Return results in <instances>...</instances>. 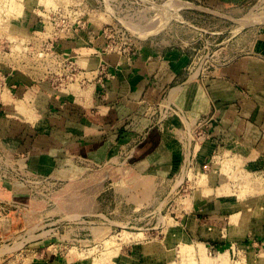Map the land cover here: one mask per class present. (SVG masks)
Wrapping results in <instances>:
<instances>
[{
    "label": "rangeland",
    "instance_id": "1",
    "mask_svg": "<svg viewBox=\"0 0 264 264\" xmlns=\"http://www.w3.org/2000/svg\"><path fill=\"white\" fill-rule=\"evenodd\" d=\"M174 1L189 6L175 10L171 7ZM209 1L0 0V18L5 19H0V264H118L120 255L129 259L126 264H144L145 246L158 242L167 248V264H183L182 254L167 257V253L184 241L193 243L190 249L195 251L197 264H208L203 248L210 256L209 264H223L220 254L224 253H219L223 241L200 239L192 227L196 210L192 199L199 190L196 177L200 171L209 175L215 170L216 154L199 160L196 146L206 140L208 119L202 116L188 130L184 108H196L205 101L208 80L222 68L243 58H262L257 48L264 23L246 27L243 20L264 11V0H251L240 7L223 2L209 5ZM12 2L23 6L18 21L10 12ZM151 27L161 28L144 39L143 31ZM146 49L188 58L182 82L188 92L168 107L165 103L152 110L153 119L165 129L178 154L179 168L170 178L155 182L147 205L134 201L142 197L136 191L139 176L124 170L128 164H96L68 156L56 158L55 165L48 160L40 165L33 157L35 138L24 143L22 137L32 135L18 132L17 126L5 129V120H18L7 109L13 104L8 99L17 100L18 87L9 78L16 81L24 73L35 83L49 81L53 87L70 91L89 81L78 58L106 55L133 62ZM8 133L23 142L19 149L3 141L1 134ZM202 148L205 152L208 147ZM37 149L44 150L42 146ZM230 158L238 165L236 158ZM240 168L234 167L238 173L232 179L225 175L216 181L232 185L231 195L240 200L256 196L251 190L257 192L256 184L264 183V173L244 166L249 186L240 180ZM189 169L194 178L185 175ZM172 228L179 230L181 243L170 238ZM133 234L142 236L134 238Z\"/></svg>",
    "mask_w": 264,
    "mask_h": 264
},
{
    "label": "crops",
    "instance_id": "2",
    "mask_svg": "<svg viewBox=\"0 0 264 264\" xmlns=\"http://www.w3.org/2000/svg\"><path fill=\"white\" fill-rule=\"evenodd\" d=\"M250 1L210 0L208 4L223 2L240 7ZM262 32L257 48L262 58L247 57L222 68L208 80L202 105L184 108L187 111H184L183 122L188 130L202 116L208 119L206 140L201 144L202 150L208 148L201 152L200 147L197 153L199 160L209 158L213 152L216 154L213 164L217 177L225 174L220 173L216 160H225L227 155L236 158L242 170L249 166L264 173V29ZM169 55H157L146 49L143 56L133 62L106 55L78 58L77 62L91 79L88 77V84L70 91L53 87L49 81L35 83L26 74L19 73L16 81L9 78V82L12 86L18 84L17 99L32 103L33 113L43 126L32 125L12 104L7 109L10 108V113L18 120H5V129L17 126L18 132L32 135L22 137L24 143L35 138L31 142L33 157L39 159L40 165L47 160L55 165L60 157L68 156L82 157L96 164L108 161L124 167L128 164L124 170L139 176L136 191L142 197L134 201L137 205H147L155 182L170 178L179 168V157L170 144L171 139L155 122L152 112L165 103L168 107L170 102L188 92L182 83L188 58ZM87 59H95L96 64L88 66ZM101 67L103 71H99ZM174 89L177 91L171 97ZM173 125L178 126L176 122ZM1 136L13 150L23 143L9 137V133ZM40 146L44 150L39 151ZM234 167H238L237 163ZM210 186L214 194L192 199L196 210L191 222L196 237L222 240L224 247L219 253L225 255L223 264H264V183L256 184L258 195L241 200L223 191L225 183L215 181ZM229 186L232 191V185ZM219 190L224 193L219 194ZM129 200L132 202V194ZM149 244L144 248L146 252L152 247L158 252L146 253L144 264L145 261L166 260V251L162 250L167 248L162 242ZM117 258L118 264L129 261L124 255Z\"/></svg>",
    "mask_w": 264,
    "mask_h": 264
},
{
    "label": "bare ground",
    "instance_id": "3",
    "mask_svg": "<svg viewBox=\"0 0 264 264\" xmlns=\"http://www.w3.org/2000/svg\"><path fill=\"white\" fill-rule=\"evenodd\" d=\"M21 1V0H20ZM30 1V0H29ZM48 1V0H47ZM53 1V0H52ZM14 2V1H13ZM13 2H12V4H11V6L9 5V7L11 8L10 9V12H12L13 13V16H14V19L16 20V21H18L19 20V18L22 16V14H23V6L20 4V3H17V2H15L14 4H13ZM2 3H3V1H2ZM2 3L0 4V5H2ZM41 3V2H40ZM261 3V2H260ZM9 4V3H8ZM58 5H59V3H57ZM5 4H3V6H4ZM41 5V4H40ZM51 5V4H50ZM25 6V5H24ZM151 6V5H150ZM187 6H189V3H185V2H181V1H174L173 3H172V5H171V7H175V10H181V9H184L185 7H187ZM261 6V5H260ZM4 9H5V7H3ZM48 8V7H47ZM57 8H58V6H57ZM262 8V7H261ZM8 9V8H7ZM6 9V10H7ZM53 9H56V8H53ZM257 9V8H256ZM155 10V9H154ZM158 10V9H157ZM156 10V11H157ZM5 11V10H4ZM9 11V10H8ZM203 11H204V9H203ZM258 11V10H257ZM260 11V10H259ZM3 12V11H2ZM206 12V11H205ZM7 15H8V13H6ZM179 14V13H178ZM11 15V14H10ZM9 15V16H10ZM93 15V14H92ZM91 15V16H92ZM97 15V14H96ZM99 15V14H98ZM106 15V14H105ZM220 15V14H219ZM12 16V15H11ZM177 16V15H176ZM6 17V16H5ZM93 17V16H92ZM91 17V18H92ZM95 17V16H94ZM223 17V16H222ZM107 18V17H106ZM244 18V17H243ZM1 19V18H0ZM2 19L3 20H5L3 17H2ZM2 19H1V21H2ZM96 19H97V17H96ZM101 19H102V17H101ZM91 20V19H90ZM105 21H106V19H105ZM109 22V21H108ZM95 23V22H94ZM101 23H103V22H101ZM260 23H264V11H260L259 13H256V14H251V16H248V17H246L244 20H243V24L244 25H246V27L247 26H249V25H255V24H260ZM237 24V23H236ZM99 25V24H98ZM148 26H150L149 24H148ZM238 26V25H237ZM1 27V26H0ZM163 27V26H162ZM143 28V27H142ZM161 27H151V28H146L144 31H143V33H142V35H143V38L144 39H147L149 36H152V35H155V34H157V33H159L158 31H159V29H160ZM1 29V28H0ZM140 30V29H139ZM13 39V38H12ZM90 58H93V57H90ZM87 62H86V64H88V66H90L91 64H96L95 63V59H87L86 60ZM78 63V62H77ZM94 72V71H93ZM86 73V72H85ZM92 75V74H91ZM84 77V76H83ZM79 82V81H78ZM76 86V85H75ZM78 86V85H77ZM76 86V87H77ZM72 87H74V86H72ZM75 87V89H77ZM78 91H81V90H78ZM177 90L176 89H174V90H172L171 91V94H170V96L172 97V96H174L175 95V92H176ZM8 94H10V93H8ZM177 94V93H176ZM9 96V95H8ZM10 97V96H9ZM13 97V96H12ZM6 98H4V100H5ZM168 99V98H167ZM10 100H12L11 102H13V104H14V108L16 109V111L17 112H19V113H21V114H23L25 117H26V119H28V121H30V123L32 124V125H34L35 127H40V126H43V122L41 121V120H39L38 119V117L33 113V110H32V108H33V105H32V103L30 102V101H28L27 99H17V100H13V99H8V101H10ZM171 104H172V102H171ZM187 125H188V127H190V125L187 123ZM200 147H201V145L200 144H197V146H196V153L198 152V150L200 149ZM235 159H232V158H230L229 156H227L226 158H225V160H223L222 162H220L219 163V165H216L217 167H219V170H220V172L222 173V174H225L226 176H231V179H232V175L234 176V175H236L238 172H234V166L235 165H233L234 164V161ZM214 167V166H213ZM238 168H240V165H239V163H238ZM186 176L188 175V176H193V174H191V170L189 169V170H187L186 171V174H185ZM239 175H240V180L241 181H246L247 182V180H248V178H249V173L248 172H245V171H243V170H241V168H240V172H239ZM193 178H194V176H193ZM230 178V177H229ZM251 178V177H250ZM218 179V177H217V172L216 171H213L211 174H209V175H207V174H205V173H203V172H201L200 171V173H199V176L198 177H196V184H198V188H199V190L195 193V198L196 199H200V198H203V197H205V196H210V195H212V194H214L215 193V191H214V189H213V187L212 186H210L209 184V182L210 181H212L213 183L216 181ZM238 184V183H237ZM247 184H248V182H247ZM214 185V184H213ZM242 186H241V188H242V190L243 191H248V187H246V186H243V184H241ZM249 186H250V183L248 184ZM145 187H147V184H145ZM259 187V186H258ZM235 189V188H234ZM259 190V189H258ZM225 193H228V194H230L231 193V190H230V186H228V185H225V187H224V190H223ZM251 191H253V193H258V191L257 192H255L254 190H251ZM251 191H249V192H251ZM219 194H223L222 193V191L220 192V191H217ZM235 192V191H234ZM252 193V192H251ZM240 195V194H239ZM258 195V194H257ZM241 196V195H240ZM251 196V195H250ZM247 198H248V196H247ZM258 201V200H257ZM257 206V205H256ZM250 209V208H249ZM253 211L254 210H256V209H254V208H251ZM250 209V210H251ZM262 209V208H261ZM243 211H244V209H242ZM262 211V210H261ZM245 216V215H244ZM237 218V217H236ZM239 223V222H238ZM167 225V224H166ZM240 225V224H239ZM179 226V225H178ZM178 226H176L177 228H178ZM205 226V225H204ZM211 226V225H210ZM167 227V226H166ZM177 228H172L171 229V236H170V238L172 239V240H175V241H180L179 243H181L182 242V237L180 236V234L178 233V231L179 230H177ZM169 229V228H168ZM207 230V229H206ZM249 230V229H248ZM174 232V233H173ZM128 235H130V234H128ZM128 235H127V238H128ZM140 236H142L141 234H133L132 235V237H134V238H139ZM28 240V239H27ZM122 240V239H121ZM127 240V239H126ZM141 240V239H140ZM184 240V239H183ZM172 242V241H171ZM193 244V243H192ZM192 244H190V241L188 242H186V241H184L183 243H182V245H178L179 246V248L178 247H176L177 249L175 250H173V251H168V253H167V257L168 256H170V254H171V257L173 256V254H182L181 256H182V260H183V264H197V259H196V255H195V251L193 250V249H190V248H193V245ZM150 245V244H149ZM117 246V245H116ZM182 246V247H181ZM165 247V246H164ZM195 247V246H194ZM182 249V250H181ZM196 249V248H195ZM253 249V248H252ZM251 249V250H252ZM163 252H165L166 250H162ZM148 255H151V254H155V253H157L158 252V249L156 248V247H152V248H150L148 251ZM202 253L204 254V257H203V260H206L207 262H208V264L211 262V259H210V256H209V254H206L205 253V248H203V250H202ZM105 256V255H104ZM87 258V257H86ZM177 258V257H176ZM220 258L224 261L225 260V255L224 254H220ZM169 259V258H168ZM263 259V258H262ZM264 260V259H263ZM174 261V260H173ZM85 262V261H84ZM145 264H166V260H164V258H162V259H160L159 260V262L158 263H148V261H145Z\"/></svg>",
    "mask_w": 264,
    "mask_h": 264
},
{
    "label": "built area",
    "instance_id": "4",
    "mask_svg": "<svg viewBox=\"0 0 264 264\" xmlns=\"http://www.w3.org/2000/svg\"><path fill=\"white\" fill-rule=\"evenodd\" d=\"M76 77V76H75Z\"/></svg>",
    "mask_w": 264,
    "mask_h": 264
}]
</instances>
